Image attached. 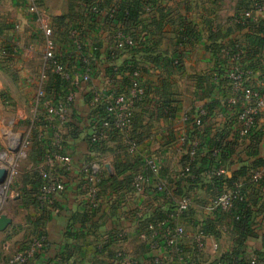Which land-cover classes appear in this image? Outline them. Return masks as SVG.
<instances>
[{"label": "crops", "instance_id": "1", "mask_svg": "<svg viewBox=\"0 0 264 264\" xmlns=\"http://www.w3.org/2000/svg\"><path fill=\"white\" fill-rule=\"evenodd\" d=\"M31 1L40 9L39 0H0L1 5L6 3V6H0V150L10 154L13 159L23 155L18 154L22 138L27 135L30 141L34 134L33 129H40L45 121H48L45 113L40 110L35 126L37 128H34L31 112V115L26 117L22 109L26 98L27 105L31 109V97H34L30 87L32 79L27 78L23 83L24 79L21 76L24 60L32 58L30 57L32 53L37 52L35 41L39 32L30 27L34 18L33 15L27 14L26 8ZM120 1L79 0V6L73 10L76 14L58 11L52 17L67 15V21L72 19L79 22L83 31L80 38L85 46L97 48L98 55L94 58L89 81L76 92L74 126L53 123L55 130L61 128L63 135L65 134V138L68 139V144L64 148H53L54 153L68 152L71 155L72 168L65 170L59 161L55 162L54 174L63 182L64 190L44 209H39L33 198L25 199L23 189L34 188L31 181L34 176H38L39 165L35 164L31 157L30 142L22 149L29 148L27 155L29 165L22 172V176H25L21 181L12 183L7 197L0 202V214H5L11 219V223L4 230H0V264H5L6 260L18 251L30 252L26 264H116L117 253L134 256L138 264H150L146 247L138 239V233L144 227L145 217L153 211H171L181 196L180 190L187 191L186 183L180 181L179 174L182 158L179 148L180 137L189 127L183 119L184 115L196 112L206 103L218 101L219 105L203 126L200 149L204 155L209 152L207 147L215 133L223 130L227 136L226 140L230 141L234 138L235 129L228 125L233 112L231 108L224 110V102L231 92L223 85L224 75L223 72L222 75L220 73V71L225 73L228 61L220 55H215L213 49L218 45L230 44L236 34L245 32L236 30L229 33L234 27L231 19L239 0L231 2L232 6L228 5L230 0H187L186 2L139 0L140 23L136 24L135 29L128 26V30L139 31L142 40L150 37L154 45V53L161 52L165 57L178 53L181 57V71L167 76L175 89L174 109L171 112L167 110L162 112L160 106H157L160 105L158 99L160 96L152 90L150 102L135 110L140 119L138 124H143L141 129L137 128V132L141 131V135L137 137V154L139 157L153 155L161 158L162 165L166 169L164 176L172 182L166 193L148 194V196L134 193L128 185L112 184L110 179L120 181L131 173L127 170L117 174L115 169L117 161L125 162L126 159H132L126 150L125 138L118 135L106 148L90 153L87 134L90 119L96 111L91 101V94L95 90L109 88L113 84L107 74L109 67L122 65L124 59L128 57L127 54L120 55V53H115L116 55L113 56L114 52H112V40L121 24L119 21H112L110 17ZM96 5L99 14L95 16L91 14V8ZM184 30H188L189 37L182 44L180 36ZM56 50L67 57L69 67L80 71L73 42L64 41L63 44L57 42ZM8 53L11 55L14 53L20 59L15 63L7 62L3 56ZM148 55L151 53L137 54L133 62L140 67L143 82L153 89V86L159 85L160 79L166 77V74L160 66H154ZM9 65L13 67V73L5 67ZM252 77L264 87V76L259 71L254 72ZM206 78L209 81L200 84V79ZM5 120L8 122L5 124L7 130L3 131L5 126L2 128L1 126ZM23 122L26 128L25 131H20L18 125H22ZM68 128L75 130L73 138L67 137ZM26 131L28 133L24 136L23 133ZM54 131H47L45 137L40 140L46 151H50L49 148L54 145ZM257 131L261 133L257 157L264 159V111L261 112ZM10 138H14L18 145L14 151L9 148ZM249 141L248 138L239 139L232 156L228 155L223 162L228 177L243 165L241 159L249 158L245 154ZM207 156H210L209 153ZM90 158L103 166L97 208H92L86 201L84 176L80 171L82 164ZM7 164L6 161L0 163V169H3L2 165ZM263 166L262 171H264ZM199 167L202 170L201 182L189 192L192 204L185 219L179 221L185 225L189 233L202 227L206 231L205 249L198 257L199 263L230 264L229 255L235 248L237 237L233 222L224 212H214L209 209L213 196L211 178L216 176L218 166L208 160L199 164ZM4 169L7 171L6 168ZM140 170L139 167L136 173ZM179 181L181 184L177 187ZM259 208L261 210H258ZM252 209L258 211L253 216L254 234L247 237L243 244V250L250 259L254 258V252H264L263 189ZM40 233L45 235V242L42 247L37 248L34 243ZM186 244L189 245L190 240H186ZM166 264L175 263L168 260Z\"/></svg>", "mask_w": 264, "mask_h": 264}, {"label": "built area", "instance_id": "2", "mask_svg": "<svg viewBox=\"0 0 264 264\" xmlns=\"http://www.w3.org/2000/svg\"><path fill=\"white\" fill-rule=\"evenodd\" d=\"M183 1L186 2L187 0ZM39 10L37 5L31 1L28 11L35 14L36 21L45 39L43 70L39 76V84L32 100L31 114L32 119H34L32 124L37 121L40 110L47 116L48 121H45L44 125L38 129V136L44 138L47 131L55 130L54 122H59L60 125L73 123L76 92L89 81L92 69L88 66L89 62L86 60L89 55L83 58V62H86L87 66L79 72L69 67L66 62L58 59L51 20ZM262 19H264V0H252L249 6L240 11H235L231 20L234 24L240 26L242 30L247 31L249 24L257 23ZM70 36L74 37L72 42L75 50L80 51L84 44L81 42V38L77 37L75 30L71 32ZM113 39L115 46L120 49L134 45L132 37L125 35L122 31H117ZM230 49L226 46L222 49L229 63V68L225 74L231 88V95L226 98V102L230 107H236V110L232 112L237 123V131L240 136H244L250 129L258 126L259 116L264 111V90H256L253 87L251 83L252 74L243 68L240 52H231ZM48 69H51L59 77L60 92L58 95L53 90L48 92L43 88L48 82ZM114 71L117 72V67H114ZM111 81L113 84L109 88L95 90L91 94V101L96 111L90 119L87 134V144L92 147L90 153L99 150L96 148H100V150L106 148L114 137L122 135L125 138L127 152L137 154L138 144L129 137V132L132 129L135 109L144 102L146 96L143 80L139 71L134 70L129 74L126 84L121 82V75H117L115 80L111 79ZM204 114V109L200 107L193 117L186 114L183 119L186 122L192 118L195 126L201 129L203 125L201 116ZM54 132L53 146L57 147L61 143L63 131L59 128ZM185 141L186 133L180 137L179 148L181 153H189L190 156H195L199 140L193 138L186 147L184 145ZM29 142L28 137L22 138L20 153L23 148L29 145ZM0 159H6V162H8L7 165H2L3 169H7L5 179L0 183V194L4 196V192L13 180L16 170L13 163L14 159L11 158L10 154L1 152ZM56 161H59L65 170L72 168V159L68 152L65 151L61 154L47 152L38 169L41 184L36 197L41 208L52 204L55 197L64 190L63 182L54 174L53 168ZM160 167V163L155 156H144L143 169L133 176L129 189L138 195L146 196L165 192V181L159 175ZM185 170L189 171V166L185 167ZM80 171L84 176L86 201L92 208H97L99 204L98 183L103 173V166L98 161L90 158L82 164ZM226 174L227 170L224 167L217 168L216 175ZM261 175L262 170H259L254 173L253 179L257 180ZM241 193L242 181L238 180L232 186L223 188L212 199L209 209L220 208L226 210L231 206L232 200L242 198ZM1 201L2 197H0ZM191 204L192 197L184 195L178 199L172 211L165 213L153 211L145 217L144 227L138 233V239L146 247L150 264H166L168 260L175 264H197L198 257L205 249L206 233L200 228L189 233L185 225L179 221V219H185L183 213L189 210ZM186 240H190L189 245L186 244ZM44 242L45 235H41L34 245L40 248ZM29 258V251H18L12 254L5 264H26ZM116 264H138V262L132 255L126 256L117 253ZM249 264H257L255 258H252Z\"/></svg>", "mask_w": 264, "mask_h": 264}, {"label": "trees", "instance_id": "3", "mask_svg": "<svg viewBox=\"0 0 264 264\" xmlns=\"http://www.w3.org/2000/svg\"><path fill=\"white\" fill-rule=\"evenodd\" d=\"M78 1L79 0H67L70 14L74 13L73 10L75 7L79 6ZM251 2L252 0H239L236 12L249 6ZM138 3H139V0H121L120 3L115 6L116 8L114 12L111 13L110 19L112 21L114 20L119 21L121 24L118 31H122L125 35H129L130 37H132L134 45L127 46L125 49H120L115 46L114 39L112 40V45H113L112 52H114L113 56L116 55L115 53H120V55L127 54L128 57L124 59L122 65L110 66L107 71V74L109 78L113 80H115L117 75H121V82L123 84H126L128 81V76L132 71L134 70L139 71L141 75L140 67L138 66L137 63L133 62L136 59V55L144 53V52L151 53V55H148V58L154 63V66H160L163 69L164 73L166 74V77H162L160 79L159 85H157L156 87L153 86V89H150L149 87H147L146 84L143 82L146 96H145L144 102L139 104L136 107V109L139 107H143L145 104L150 102L149 101L151 99L150 95H152L151 92L153 90V92H155L156 95L160 96V98H158L160 105H157L158 107L160 106L159 107L160 110L162 112H164L165 110L171 112L172 109H174L173 105H175V101H176L175 96H174L175 89H174L173 83L167 79V76H169L170 73H177L178 71L179 72L181 71V57L179 56L178 53L166 55V57L163 56L161 52L154 53L153 51L154 45H152L150 37L149 39L142 40V37H141L142 34H140L139 31L134 30L133 32V31L128 30L129 29L128 26L132 29L133 28L135 29L136 24L140 23L138 19V12H139ZM98 5L93 6L91 8V14H94L95 16L99 14ZM66 17L67 15H61L58 17L56 16L52 18L51 20L55 48H56L57 42L59 44L60 43L63 44L64 41L72 42L74 37L70 35L73 30L76 31V35L78 38H80V36L83 34V31L81 29V24L79 22L73 21L72 19L67 21ZM233 28L229 30V33L234 32L236 30H239V31L242 30V28L236 24H234ZM187 31L188 30H184V33L182 32L183 34L180 36L181 38L180 42L182 44L185 40H187V37H189V32ZM80 40L82 43H84L82 39ZM225 46L228 47V49L232 48L230 49L231 52H234V51L240 52L241 57H242L241 62H242L243 68L250 71L252 75L254 72L259 71L261 75L264 76V19L258 21L257 23L249 24V29L242 34L241 33L236 34L230 44L218 45L217 47H215L213 49L214 54L218 56L220 55L225 58V55L222 51V49ZM76 53L78 57L77 61H79L80 70L84 69L87 66V63L83 62V58L87 57V55H89V57L86 59L89 62L88 66L91 69L93 68L94 58L95 56L98 55L97 48L93 46L87 47L85 46V43H84L80 51L78 52L76 51ZM56 56L58 57L60 61L67 63V60H66L67 57L63 55L59 50H56ZM160 57H162L161 60H160ZM145 58H147V56ZM114 67H117V72L114 71ZM228 68H229V63L227 65V68L225 69V73L228 70ZM49 72H52L51 74L52 79L51 80L49 79L52 83L50 84V86L47 87L48 92L53 90L58 95V93L60 92L59 77L51 69L47 70L48 75H49ZM222 72L224 75L222 79L223 85L226 87L227 91L231 92L230 82L226 74L224 73V71H220L221 75H222ZM205 81H209V80H207V78L200 79V82H201L200 84H203ZM251 83L253 84V87L256 90H260V91L264 90V87L262 85H259L257 83V80H254L252 76H251ZM156 103L158 104V102H155V104ZM218 105H219L218 101H211L202 106V108L205 111V114L201 116V120L203 124L201 129L195 126L192 118L186 121L189 127L186 132V141L184 144L185 147L189 145L190 141L193 138H197L199 140V146L197 148L196 155L193 157L190 156L189 153H184V152L181 153V156H182L181 169L179 171L180 181L186 183L185 190L187 191L183 192L181 189L180 190L181 196L179 198H181L184 195L191 196L189 192L192 191V189L198 186V184L201 182L200 174L202 170L200 168L201 166L199 167V164L201 165L202 163L208 160H211L212 162L216 163L218 167H224L225 164L223 162L225 161L228 155L232 156V153L235 151L238 145L239 139L248 138L250 141L246 145L245 154L249 158L241 159V162L243 163V165H241L237 170L233 171L229 177L227 175L213 176L211 178V185H213V192H212V195H213L212 199H213L223 188L232 186V184L238 180L242 181V193H241L242 198L232 200L231 206L226 210L215 208L212 211L224 212L227 216L230 217V219L233 222L234 231L236 232L237 237H236V242H235L236 244L235 248L229 255L230 264H249L251 259H250V256L248 257L245 251L243 250V244L247 237L252 236L254 234L253 227H252V224H254L253 216L256 215L258 211H254L252 209V205L257 203L258 199L260 198L262 189L264 190V171H262V175L259 179L257 180L253 179L254 173L261 170V167L264 164V159L261 157H257L258 155L257 149H258V144L260 142L261 133L257 131V127H256V128L250 129L246 135L240 136L237 131V123L235 121V117L233 116L228 122V125L235 129L234 138L228 141L226 140L227 136L224 133V131L223 130L219 131L215 133L213 137L210 138V141L207 147V149H209V152L207 151V154L205 155L202 154L203 152H201V149H200V145H201L200 138H201V134L203 131V126L207 118L213 114V110ZM230 108L232 111L236 110L235 106L230 107L225 100L224 110L226 109L230 110ZM199 109L200 107L197 109L196 112L189 114V116L193 117L198 112ZM260 116H259V119H260ZM138 120H140L139 116H137V114L134 112V121H133L132 129L129 132V137L134 139L137 142V144H138L137 137L141 135V131L137 132V128L141 129L143 127V124H138ZM36 123L37 121H35L34 123V128H37L35 127L37 126ZM67 124L69 125V127L74 126L73 123H67ZM33 130H34V134L32 135V139H30V147H31L30 154L35 164L40 165L41 162L44 161L47 152L54 153L53 148L58 149L60 146L64 148V146L68 144L67 142L68 139L65 138L66 135L65 134L63 135V132H62V138H61L60 145L57 147L52 146V148H49L51 149L50 151H46L44 147H42V145L40 144L41 143L40 140H42V138L38 136V132H39L38 129H33ZM68 130H69V135H67V137L69 136L70 138H73L75 130L70 129V128H68ZM87 140H88V136H87ZM91 149L92 147L88 145L89 152L91 151ZM96 149L100 150V148H96ZM208 153L210 156H207ZM128 155H131L132 157L130 158L132 159H126L125 162L117 161L115 163V169H116L117 174L124 173L127 170H130L131 173L125 175L124 178L120 181L114 178L110 179L112 181V184L114 185L124 184V185H128L129 187L132 181V178L136 174V171L138 170V168L140 167L141 169H143V157H139L138 154H128ZM157 159L161 166L160 173H159L160 178L165 181V185H166L165 192L160 193V194H164L168 191L169 184H171L172 180L170 182V179L168 180L165 178L164 175H166L165 174L166 169L164 168V165H162V159L161 158L160 159L157 158ZM187 166H189V171L185 170V167ZM192 175L195 177H193ZM101 177H100V181H101ZM100 181L98 185L100 184ZM180 181L179 183H177V187L180 186L181 184ZM31 183L34 185L33 189H29V190L23 189V193L26 196L25 199L28 198L29 200L33 198L38 208L44 209L45 207L41 208L39 206L37 197H36L39 185L41 184V178L39 174L38 176L33 177ZM176 203L174 204V207L176 206ZM258 210H261V208H259ZM187 212L188 211L183 213L184 218L187 216ZM159 213H165V212L159 211ZM202 230L204 231V233H206L203 227H202ZM41 235H44V234L40 233L38 238ZM262 247L264 248V233L262 234ZM253 257L255 258L257 264H264V252L256 251L254 252ZM197 264H201V263H199L198 261Z\"/></svg>", "mask_w": 264, "mask_h": 264}, {"label": "rangeland", "instance_id": "4", "mask_svg": "<svg viewBox=\"0 0 264 264\" xmlns=\"http://www.w3.org/2000/svg\"><path fill=\"white\" fill-rule=\"evenodd\" d=\"M236 0H230V2H228V5L232 6L231 2H234ZM39 4H40V12H43L46 16L49 17V20H52L51 18L54 15V13L60 11L61 13H65L67 11H69V6H68V2L66 0H39L38 1ZM1 3V2H0ZM6 6V3H3L2 5L0 4V6ZM27 10H28V5H27ZM27 14L32 16L33 15V23L30 24V27L34 28L37 30V39L35 41L36 43V48H37V52L36 53H32V58H27V60H24L23 62V72L21 73V76L22 78L24 79L23 83L25 82V80L27 78H30L32 79V82H31V91L33 94H35L34 90L37 89V86L39 84V76L43 70V54H44V45H45V39H44V35L42 32H40V29H39V25H38V22L36 21V17H35V14H32L30 13L29 11H27ZM55 21V19H54ZM61 36V35H59ZM17 37L19 38V34L17 33ZM57 37V36H56ZM4 60L7 61V62H11V63H15L17 62L20 58L19 56L15 55L14 53L11 55V54H5V56H3ZM10 64V63H9ZM11 73L14 72V69L12 66H5ZM52 72H49V75H48V82L45 86H43V88L46 89V91H48V86H50V84L52 83L50 80L52 79ZM50 79V80H49ZM47 80V79H46ZM36 86V87H35ZM23 87H24V84H23ZM22 93H24V91L22 90ZM32 94V95H33ZM32 100H33V96L31 97ZM32 104L33 102L31 101V107H32ZM22 109L25 111V115L26 117L31 115L30 112H31V109L30 107L27 105V98L25 99V101H23V107ZM30 110V111H29ZM26 120V119H25ZM7 120H5L3 122V125L1 126V128L3 126H5V124H7ZM9 125V124H8ZM11 125V124H10ZM13 125V123H12ZM26 128V125L25 123L23 122V124L21 125H18V130L20 131H23L24 129ZM6 126L3 127V131H6ZM25 131V130H24ZM28 132H24L23 135L25 136ZM27 137V135H26ZM29 149V148H28ZM27 150H21V153L19 152L18 154H20L21 157H18V158H15L14 159V164H15V170H16V173H15V176L13 177V180L11 181V183L8 184V189L6 190V192H4V196L1 195L2 199L7 197L8 195V190L9 188L11 187L12 183H17L19 181H21V178H23L25 175L22 176V172L27 169L28 165H29V161L27 160V155L29 153V151ZM2 151V149L0 150V152ZM4 152V151H2ZM6 159H0V163H3L5 162ZM22 176V177H21Z\"/></svg>", "mask_w": 264, "mask_h": 264}, {"label": "water", "instance_id": "5", "mask_svg": "<svg viewBox=\"0 0 264 264\" xmlns=\"http://www.w3.org/2000/svg\"><path fill=\"white\" fill-rule=\"evenodd\" d=\"M17 144L15 143L14 138L9 139V148L11 150L17 149ZM110 170L109 165L106 166ZM7 171L5 169H0V183H2L6 177ZM11 223V219L5 214H0V230H4Z\"/></svg>", "mask_w": 264, "mask_h": 264}]
</instances>
